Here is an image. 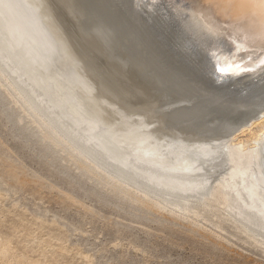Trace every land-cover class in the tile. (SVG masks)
I'll list each match as a JSON object with an SVG mask.
<instances>
[{"label":"rangeland","instance_id":"1","mask_svg":"<svg viewBox=\"0 0 264 264\" xmlns=\"http://www.w3.org/2000/svg\"><path fill=\"white\" fill-rule=\"evenodd\" d=\"M15 1L24 22L55 54L47 74L29 60L22 71L23 50L8 65L4 56L10 41L0 20V264H264L261 225L243 222L227 207L230 202L205 195L228 170L227 161L216 167L221 172L210 170L211 181L199 195L176 182L146 177L147 166L121 169L86 140V132L95 129L111 135L132 132L137 142L143 139L134 152L163 160L181 152V160L192 163L231 139L221 140L226 130L202 116L203 105L212 104L192 96L147 46L120 47L123 41L110 49L91 37L85 21L92 12L83 2ZM106 3L117 8L113 0ZM123 23L128 32V22ZM238 139L244 142L240 148L254 146L249 132ZM233 204L245 212L241 217L262 222L257 208L236 197Z\"/></svg>","mask_w":264,"mask_h":264},{"label":"bare ground","instance_id":"2","mask_svg":"<svg viewBox=\"0 0 264 264\" xmlns=\"http://www.w3.org/2000/svg\"><path fill=\"white\" fill-rule=\"evenodd\" d=\"M79 1H80V3L83 2V5L85 4V6L90 7V13L92 12L91 15H89L87 17V21H85L89 25L88 30H89V34L91 35V37L95 36V38L99 42L100 41L103 42L105 47L108 46L106 48H110V49L112 47H114L115 45H118L120 42H123V36H125V35L121 31L120 32H114L112 30V27L110 26L109 22L107 21L108 16L105 17V15L99 9V8H101V4L103 3V0H79ZM135 3H136V5H138L140 7V9H142V11L145 13V15L151 16L158 10V8L161 7L163 11H166L168 13H172L175 16H177L178 18L182 19V21L184 23H186L187 27H189V29L191 30V32L194 35L198 36L199 38H201L205 42H207V43H209L215 47V50L218 52V55H220V57H221L222 64L224 66H226L225 67L226 70H228V71L233 70V71H238V72L241 70H244L242 72V74L240 76H238V78L231 80L233 83H235V84L239 83V84L243 85L246 83L260 84V83L264 82V0H148L145 2L139 0ZM0 5H2L1 7L5 8L6 11L12 10L11 8L13 7L14 9H16V11H17L16 13L21 18V21L23 23H24V20L27 21L25 14L23 13V11H21V9L19 7V3L17 1L5 0V3H3L0 0ZM110 5L107 4L110 13L113 12V14H115V11H114L115 9H112L113 7L111 8ZM91 7L93 9H91ZM76 12L78 14V11H76ZM0 20H1V23H4L1 17H0ZM82 20L84 21L85 19H82ZM123 22L124 21H122V23ZM126 24H127V22H126ZM82 25H83V22H82ZM86 26L87 25H85V27ZM30 28L32 29V32L37 35V33L34 31L33 27L30 26ZM115 33H118V34H115ZM103 43H102V45H103ZM124 46L125 45H123V46L120 45V47H124ZM116 47L117 46H115V48ZM128 49H130V48H128ZM114 50H116V49H114ZM122 50H123V48H122ZM125 50H127L126 47H125ZM122 52H125V51H122ZM17 53L18 52H14V54H13V55H15L16 60L18 59L16 56ZM115 53H113V54H115ZM54 54H55V52L52 53V55L50 56L48 61H42L41 60L40 62H31L30 57L24 56V59H22L20 61V63L23 64V66H22L23 70L22 71H24L28 68V66L26 67V65H25V62H27L25 60H29L30 61L29 63L33 67H37L38 69H44V73L47 74V72H49V70L53 66V64L51 63V60L52 59L54 60ZM110 55L112 56V54H110ZM115 57H116V55H115ZM133 60H134V58H133ZM149 61L152 62L151 60H149ZM5 63L10 65L12 62H11V60L10 61L7 60V61H5ZM20 63L18 65H20ZM153 65H154V63H153ZM11 66H13V63L11 64ZM148 66H145L146 69ZM140 67H142V65ZM156 67H157V65H156ZM127 68L129 69V66ZM162 68H164V67H162ZM17 69H19V68L18 67L16 68L14 66L13 72L18 73L19 71H21V70H18V72H17L16 71ZM125 70H126V68H125ZM158 70H159V68H158ZM161 70L163 71V69H161ZM150 73L151 72H149V74ZM18 74H20V73H18ZM152 74H154V73H152ZM157 74H155V75H157ZM145 75H146V73H145ZM147 75H148V73H147ZM142 77H144V76H142ZM149 77H151V76H149ZM167 77H168V75H167ZM169 77H170V75H169ZM143 80H145V79H143ZM169 81H171V80H169ZM169 81H167V82H169ZM155 82L159 83L160 79H159V82H158V80H156ZM163 82H164V80H163ZM178 82H179V80H178ZM155 85H158V84H155ZM167 85H168V83H167ZM182 85H183V83H182ZM164 86H166V85H164ZM170 87H171V85H170ZM157 88L159 90L160 86H158ZM166 89L167 88H165V90ZM175 89H176V87H175ZM161 90H163V89H161ZM176 90H179V89H176ZM166 92H167V96H169L168 95L169 92L168 91H166ZM166 92H164V94ZM174 93H173V95H174ZM177 94H178V92H177ZM165 95H164V97H165ZM175 96L177 97V95H174L173 97L176 98ZM186 96H187V92H186ZM182 97H184V96H182ZM185 97H184V99H185ZM189 101L190 100H188L186 102H182V104L189 103ZM40 103L43 106L42 99H41ZM226 105H228V104H226ZM45 106L49 110V106H47V105H45ZM53 106L55 108H57V110L62 112V114L64 113V110H62L59 106L54 105V104H53ZM192 106H194V104ZM204 106L207 107V111L204 108H202L204 110L202 116L204 115L207 118V122L216 123V125H220V126H223V123H229V124L225 125L226 127H224V129L226 130V133H224L221 130L224 134H226V135H224L225 138L224 139L220 138V139L226 140L227 137L231 138V139H229V140L227 139L228 141L226 140L224 142V146H222L223 148H221V146H220L219 147L220 149H216V150L213 149V152L210 153V155H208V158H207V156H205L206 159L205 158L203 159L202 157L204 155L201 157L200 156L201 153H200L199 156H200L201 160H199V161L195 160L196 162L194 160H192V163H190V162H188L189 160L188 161H186V159H185V161L181 160L182 159V154H180L181 152L178 153L175 157H173L175 155V154H173L171 156L169 155L170 157L167 156V157H169L168 159L165 158L163 160V158H161L162 161L159 157H155V156L150 155V154L148 156H146V155L140 154L139 152H134L133 150L136 147H138V142L143 141V139L138 140V142H137L136 139H134V137L132 136L134 134L132 132L131 133L126 132V133L117 134V135H111L110 133L107 132V134H109L111 136H116V137H119L120 139L124 138V139H129V140L133 141L131 143L132 147L125 152H128V155H130L132 152L130 157H135V158H134V160L131 158H127L128 161L124 160V162L121 161L122 160L121 158L119 159V157L124 156L122 153H120V151L124 152L123 150L116 149L115 152L112 153V151H110V149H108L107 147L105 149L103 147L102 140L96 136V135L106 134V133L100 132L101 130L100 131L98 129L92 130L90 135H88V132H86V134L88 135V136L85 135L86 140L88 138V140L90 142L89 143L90 146H93L94 148H96L97 149L96 151H98V153L102 154V155L100 154L102 156V158L109 159L111 162H113L116 166L120 167L121 169H124L126 171H130V170H133V171L140 170L141 171L142 168L144 169L147 166L148 169L146 170L147 171L146 174H148V176L145 175L146 177L157 178L160 181L163 180L165 182L166 181L167 182H176L177 185H179V188L181 187V188H183V190L187 189L189 192H193L194 194L199 193V195H200L201 191L203 192L206 185H208L207 184L208 179L211 181V179L209 177H211V175L214 174L213 172L215 171V168L219 167L220 164H222V163L224 164V162L227 161V163L230 165L229 167H227L228 170L224 174L221 175V178L217 181V184H215L214 187L212 188V190L208 194H205V195L206 196L208 195V197H211V198H215L216 200L218 199L217 201H221L222 203H224V201L230 202L229 204L226 203L228 205L227 207H230L231 211L233 210L235 212L234 214H236L237 217L242 219L243 222L245 221L247 223H250L251 225L253 224L257 228H260V225H261V228L264 229V169L262 167V165H264V162H262V158H263L262 156L264 155V152H263V149H264V109H262L261 112L259 113V115H260L259 117L250 118V119L242 122V124L240 123L239 125L238 124L233 125L230 122L222 121L221 114H218V112L220 111V108L225 110V105L221 104L219 106H216V107H219L218 109H214L215 107H211L208 104L203 105V107ZM51 109H52V111L57 113L56 109H54L53 107ZM187 111H189V110H187ZM191 111H193V110H191ZM178 112L180 113V111H178ZM66 113H67V111H66ZM192 114L194 115V113H192ZM256 125H259L261 127L258 130H254ZM229 126L231 127L230 129H229ZM63 129L66 132L69 131V130L67 131V129H65V128H63ZM85 130H88V129H84V131ZM211 131H214V129ZM245 132H249L250 134H252V136H254V139H253V141L255 142L254 146L249 148V149L248 148L246 149L245 145L243 146V148L239 147V145L244 144V142L242 140L238 139V137H239V135H241ZM223 133H221L222 136H223ZM147 137H149V136H147ZM232 142H234V143H232ZM214 143H212V144H214ZM220 143H222V141H220ZM227 143L229 145H225ZM214 145L218 146L219 144L218 145L214 144ZM206 146L210 147V145H206ZM206 146H204V147H206ZM205 150H207V149H205ZM166 153H164V154H166ZM204 153H206V152H204ZM158 155H160V154H158ZM164 157H166V156H164ZM244 160H245L246 164L244 162H242ZM118 161L123 163V165L121 163H119ZM140 161L141 162H147V163L143 164V163H140ZM197 162H200V163H197ZM226 164H224V165H226ZM221 166H220V169H221ZM149 167H150V169H149ZM211 169H212V171L214 169V171L211 172L212 174H210ZM216 169H218V168H216ZM222 169H225V168H222ZM206 170H208V172H205ZM155 171H157L159 173H157ZM218 171H219V169H218ZM180 172L187 173V175L186 176L185 175L179 176V175H182V174H180ZM219 172H221V171H219ZM222 173H223V170H222ZM209 174H210V176H208ZM218 174H216V175H218ZM216 175H215V177H216ZM238 178H240L241 181H237ZM155 181L159 184L162 183L158 180H154V182ZM201 195L203 197L205 196L204 193ZM206 196L204 198H206ZM235 197L238 198L239 200H241L242 203L245 204L246 206H249L250 208H257L261 212L260 216L262 218V222H260V224L253 222L254 219L250 215H246L245 217H241L242 215L240 216V214H243L245 212L242 211L241 207L233 204ZM214 202H216V201H214ZM219 204H220V202H219Z\"/></svg>","mask_w":264,"mask_h":264},{"label":"water","instance_id":"3","mask_svg":"<svg viewBox=\"0 0 264 264\" xmlns=\"http://www.w3.org/2000/svg\"><path fill=\"white\" fill-rule=\"evenodd\" d=\"M113 1L117 6V10H114L115 14L110 13L107 4L102 3L99 9L105 17L108 16L107 21L112 30L121 31L125 35L123 36L125 46L135 49L137 44L143 48L147 46L152 52V57L156 58L170 75L183 82L190 94L201 100H207L212 107H216V104L225 105V110L218 113L223 115L222 121L239 125L250 118L260 116L259 113L264 109V82L243 85L233 83L231 80L238 78L244 70L239 72L226 70L214 46L194 35L182 19L163 11L161 7L153 15L148 16L136 5L135 2L139 0ZM1 6L3 30L10 41L4 60L13 58L15 62L14 52L23 50L25 55L30 57L31 62L48 61L54 52L53 48L44 42L42 37L34 34L26 22L21 21L16 9L12 7V10L6 11ZM122 21L128 22L129 34ZM18 68L17 72L21 70L20 67ZM211 124L216 125V123ZM226 124L229 123L216 126L224 129ZM96 136L102 140L103 147L105 149L107 147L112 153L116 149L123 150L124 156L119 157L121 161H128L127 158L134 160L135 157H130L132 152L129 153L130 155L125 152L132 147L133 141L107 133ZM140 163L147 162L140 161Z\"/></svg>","mask_w":264,"mask_h":264}]
</instances>
